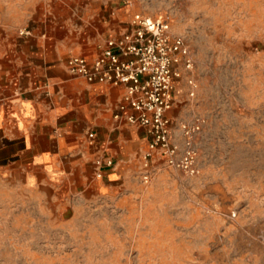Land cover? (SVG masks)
Listing matches in <instances>:
<instances>
[{"label": "rangeland", "instance_id": "rangeland-1", "mask_svg": "<svg viewBox=\"0 0 264 264\" xmlns=\"http://www.w3.org/2000/svg\"><path fill=\"white\" fill-rule=\"evenodd\" d=\"M137 13L189 48L170 114L203 122L200 174L157 155L145 181L143 154L126 189L78 186L66 205L0 177V264H264V0H0V30L31 52L53 43L65 61L93 58Z\"/></svg>", "mask_w": 264, "mask_h": 264}, {"label": "crops", "instance_id": "crops-1", "mask_svg": "<svg viewBox=\"0 0 264 264\" xmlns=\"http://www.w3.org/2000/svg\"><path fill=\"white\" fill-rule=\"evenodd\" d=\"M118 25L115 36L130 21L119 18ZM63 58L53 43L31 52L10 30H0V177L34 183L54 204L66 205L78 186L106 197L126 189L150 137L125 114L116 118L125 86L90 83L71 74ZM170 113L175 136L180 118ZM104 157L115 167L96 181L95 162Z\"/></svg>", "mask_w": 264, "mask_h": 264}, {"label": "built area", "instance_id": "built-area-1", "mask_svg": "<svg viewBox=\"0 0 264 264\" xmlns=\"http://www.w3.org/2000/svg\"><path fill=\"white\" fill-rule=\"evenodd\" d=\"M19 34L29 36L31 33L23 29ZM180 66L187 70L192 68L185 40L172 33L168 21L142 13L132 17L127 31L107 40L97 56H71L66 62L71 74L90 83L125 86L126 94L118 106L116 118L125 114L128 123L144 128L150 137L143 156L145 181L150 177V161L157 155L164 158L170 169L189 177L200 174L194 140L200 134L203 122H180L177 128L179 141L174 139L173 121L169 116L175 105L176 82L182 76ZM188 84L193 97L196 85L192 79ZM88 137L93 139L94 134L90 133ZM114 166L111 158H100L95 162V173L102 179L105 170Z\"/></svg>", "mask_w": 264, "mask_h": 264}]
</instances>
